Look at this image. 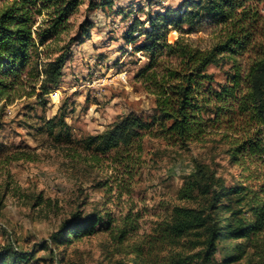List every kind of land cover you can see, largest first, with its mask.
Instances as JSON below:
<instances>
[{"label": "trees", "instance_id": "1", "mask_svg": "<svg viewBox=\"0 0 264 264\" xmlns=\"http://www.w3.org/2000/svg\"><path fill=\"white\" fill-rule=\"evenodd\" d=\"M81 1L0 0V102L12 103L28 87L31 96L36 89L48 92L58 84L74 41L69 37L64 42L62 34ZM99 1L111 7L110 0ZM95 5L90 1L89 7ZM147 20L149 28L140 30L136 26L142 22L135 20L125 38L131 42L144 36L136 50L146 52L148 62L137 77L154 97L152 113L145 118L128 112L101 132L76 141L63 116L46 120L45 131L57 143L75 144L93 163L108 160L128 183L141 168L145 136L179 148L217 137L238 172L226 182L207 164L194 161L179 195L196 204L173 206L131 253L134 264H220L216 258L220 252L224 262H234L246 244L264 232V0H185ZM207 23L216 31L212 42L194 44L188 35ZM174 31L178 35L173 39ZM80 34L89 35L87 22L80 25ZM223 62L229 64L227 78L213 87L208 67ZM81 159L87 162L85 156ZM107 184L105 180L103 186ZM245 206L252 214L250 221L242 216ZM140 217L125 214L117 232H112L114 238L122 241L138 231ZM115 221L108 211L104 216L99 211L84 216L75 212L55 238L60 237L61 244L70 242L71 235L89 236L98 232V226L109 227ZM226 237L247 242L224 245ZM161 251L166 252L157 254ZM27 257L11 246L0 249V264H18Z\"/></svg>", "mask_w": 264, "mask_h": 264}, {"label": "rangeland", "instance_id": "2", "mask_svg": "<svg viewBox=\"0 0 264 264\" xmlns=\"http://www.w3.org/2000/svg\"><path fill=\"white\" fill-rule=\"evenodd\" d=\"M92 1L95 6L89 7ZM111 7L99 0H82L70 16L65 41L69 45L62 76L48 92L31 88L10 104L0 102V249L11 246L28 254L18 264H134L132 249L152 234L154 222L166 217L173 206H192L196 200H181L180 190L193 170L194 161L207 164L229 182L238 168L228 162L226 146L209 136L187 148L167 145L161 139L143 138L142 165L131 182L121 169L104 159L93 163L89 154L75 144L57 143L46 133L44 123L63 116L74 141L104 130L118 116L135 112L145 118L152 113L154 97L147 93L137 74L148 62L144 51H137L143 35L127 42L125 36L136 26L149 28L150 16L166 8H178L185 0H110ZM89 35L80 34V25ZM208 23L188 35L196 45L208 46L215 35ZM137 32L133 34L136 36ZM178 33L170 34L174 39ZM64 42H60L63 45ZM229 64L210 65L213 87L225 82ZM85 156L87 162L81 157ZM14 157H19L14 160ZM81 159V160H80ZM108 184L103 186V182ZM125 185L119 186V184ZM112 186L108 192L106 188ZM123 192V193H121ZM245 206L242 216L252 220ZM108 211L116 218L113 225L98 226V232L60 243L65 220L78 212L84 216ZM139 214V229L117 241L112 232L125 214ZM101 228V229H100ZM247 242L223 238L224 245ZM247 243L241 258L231 263L264 264V232ZM166 251L158 252L162 255Z\"/></svg>", "mask_w": 264, "mask_h": 264}]
</instances>
